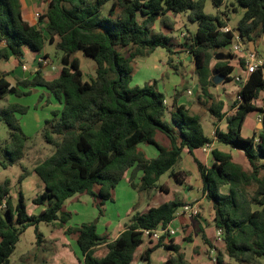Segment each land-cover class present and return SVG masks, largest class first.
I'll list each match as a JSON object with an SVG mask.
<instances>
[{"label": "trees", "instance_id": "16d2710c", "mask_svg": "<svg viewBox=\"0 0 264 264\" xmlns=\"http://www.w3.org/2000/svg\"><path fill=\"white\" fill-rule=\"evenodd\" d=\"M41 1L46 5L39 20L43 28L25 20L20 0H0V60L21 58L23 48L41 54L46 44L56 43L63 65L59 77L51 81L40 70L16 86L5 76L0 77V102L7 95L26 97L42 88L62 105L60 111L52 112L43 128V138L54 147V153L34 169L44 191L32 203L45 209L30 215L22 192L18 204H13L11 180L0 184V264H11L21 236L31 226L39 231L42 223L57 225L59 231L77 236L84 264H132L142 251V231L167 227L183 206L181 202H168L135 214L128 228L107 244L108 253L103 258L95 255L97 247L108 242L99 234L98 218L70 227L73 215L66 202L76 195H87L103 216L106 204L115 201L116 188L124 180L138 193L167 191L158 182L166 174L183 182L186 173L175 171L183 152L194 154L214 140L243 152L252 168L251 172L245 171L230 154L218 150L213 151L211 168L195 159L204 192L213 205L215 226L223 232L226 255L240 264H263L264 110L257 108L254 101L264 91V64L249 75L239 91L237 112L228 119V131L217 130L215 139L206 136L200 117L184 106H175L171 122L167 121L166 96L156 82L144 87L132 84L138 59L149 58L159 48L174 54L172 37L157 31V24L161 22L172 34L176 18L186 14L190 23L198 25L197 32L186 36L185 49L195 64L201 98L210 103V112L221 121L223 104L215 101L210 91L215 86L211 64L218 51L233 43L235 32L251 42L262 37L264 0H235L244 14L237 29L230 32L222 31L230 20L225 15L205 13L207 0ZM224 2L212 0L217 9ZM78 53L96 63V75L90 81L84 79ZM172 62L171 59L169 64L177 71ZM240 64L245 68L244 60ZM215 70L230 80L234 68L228 62H219ZM253 111L262 113L263 129L252 138H244L242 128ZM28 112V107L17 103L2 110L1 120L9 129L11 142L3 149L8 162L4 168L19 164L25 156L29 138L17 115ZM158 135L165 137L168 145L159 142ZM140 145L154 146L158 156L148 158ZM22 168L19 184L30 175L27 168ZM225 186L229 192L221 193ZM250 188L254 190L248 194ZM41 243L42 235L38 233V244ZM158 248L171 253L167 264H187L178 242L165 241V237L154 248L144 250L143 260L149 263L150 254ZM218 262L223 264L219 257Z\"/></svg>", "mask_w": 264, "mask_h": 264}, {"label": "crops", "instance_id": "0c3cea01", "mask_svg": "<svg viewBox=\"0 0 264 264\" xmlns=\"http://www.w3.org/2000/svg\"><path fill=\"white\" fill-rule=\"evenodd\" d=\"M20 1H21L23 16L25 20L28 23H30V25L38 27V25H36L37 22L35 18V15L38 13L36 12L37 5H38V3H36V0H20ZM195 32H197V30ZM172 44H173V47H172V51H173L176 48L173 40H172ZM51 45L53 49L55 48V50H57L56 43L51 44ZM181 46L182 45H179V47ZM4 47H5V44L2 43L1 48H4ZM182 49H185V47L182 46ZM220 51H225V53H228L226 49H223ZM249 51L257 55V51H258L257 41L250 43ZM174 52L175 51H173V53ZM187 55H188L187 62H193L189 54ZM76 56L80 59V61L81 59L89 60L88 58L84 57L82 53H78ZM42 57L45 59V62L42 65H40L39 59ZM172 57H173V54H170L166 49H163V48L157 49L156 52L152 56H150L149 58H144L145 60H143L141 64L136 65L135 72L133 75V84L136 85V87H144L147 84H151L154 82L157 83L159 91L166 96V101H167L166 105L168 106V112H167V117H166L167 121L171 122V114L175 106H184L187 109H189L191 112H193L195 115L200 117L202 126H203V123H202L203 118L205 120L208 119V122H209L210 119L208 118V114L211 115V118H213L215 122L214 123L215 126H214V131L212 135L210 137L206 135L207 137L211 139H215V134L217 130L227 132L228 126H229L228 119L237 112V101L239 97V91L242 88V86L245 84L244 82H238L239 77H242L243 75H245V68H243L241 65L236 66L234 60H232L234 64L231 62V60L230 61H220L224 63L228 62L229 65L233 66L234 70L230 74V80H226L224 77V83L222 85L220 86L215 85L210 90L212 95L214 96L215 101L223 104V109L221 113L224 115V117L221 121H217L216 118L210 112V103H206V101L201 98V90H200V84L198 81L197 74L195 75L196 82L194 86L187 89L185 94H181V92H183L184 90V87L182 84H184L187 78H183L180 74L177 73L176 70H174L171 67L169 63ZM61 58H62V53H61L60 59ZM242 60H243L242 58H239L240 62ZM193 66H195L194 63H193ZM24 67H26V69H24ZM81 67H82V62H81ZM211 67L212 69L214 68L213 62L211 64ZM62 69H63L62 64L61 65L54 64V62L51 60L50 53L47 52V47H45L43 53L41 54L32 52L28 48H23V56L21 58L11 56L9 60H0V77L2 75L5 76L6 80L13 86H16L18 82L20 81L31 79L35 75V73L39 70L41 71L42 76L46 80L51 81V80L57 79ZM136 75H139V76L135 80L134 77ZM183 75H186V74L184 73ZM248 77L249 76H246L247 79ZM189 90L193 91L192 96L188 95L187 92ZM254 105L257 108L264 110V91L261 92L258 99L254 101ZM262 117L263 115L260 111H253L247 116L244 122V126L242 128V136L244 138H252L263 129ZM246 129L249 132L250 136L245 135ZM158 141L164 145H168V141L162 135H158ZM150 147L143 148L142 145H140V148L143 151H145L148 158L150 159L156 158L158 156L157 149L154 146H152L154 147V149H151ZM214 150H218L220 152L230 154L232 156L233 162L240 165L245 171L251 172L252 170L251 165L243 152L232 149L231 147L214 140L213 144L209 145V148L206 150L204 148L200 150H196L194 154H190L188 151L183 152L181 161L179 163L180 168L179 169L175 168L176 172L186 173L185 176L183 175V182H178L170 174H166L170 177L168 182L160 184L159 182L162 178L158 182V186H164L167 189V191H163L161 189H155V190L148 191V192L138 193L131 187V184L128 180L122 181V182H126L131 188V193H129L130 192L129 188L127 186L124 187V193L126 196L128 195V193L129 195L132 194V198L130 202L128 203L127 210H126L127 218L129 219V221H131L133 216L137 213H146L151 208H157L165 203L173 202V201H179L183 204V206L185 204L190 203V204H196L200 207V210H201L200 216L196 219H190L189 217H186V216H180V212L183 207L182 206L179 209L176 215V218L170 223V226L177 233L173 239H175L178 242L180 246V251L181 253L184 254L185 261L187 264H210L206 262L207 257H209L210 254H214L215 251H219V249H221V246H219V244H224V242L217 241V230L218 229L216 228L215 223H214L215 214H214L213 205L210 201H208L207 194L204 192V182L202 180L198 166L195 162V159H198L206 167L211 168L214 164V159H213ZM197 152H199L200 154L197 155ZM130 175H131V172L129 173L128 178L130 177ZM32 176L36 177L37 175L35 174ZM141 177H142V173H140L139 176L137 177L136 179L137 183H139ZM26 180L27 179H25L23 183L20 184V189H19V194L20 192H22L24 194L25 199L27 198V196L25 195V191H24L26 188L25 187ZM37 180L40 182L41 184L40 186L43 192L44 185L41 182V180L38 178V176H37ZM132 190L134 192H137V195L132 193L133 192ZM228 192H229L228 186L221 188V193H228ZM165 194L169 195L168 200L163 197V195ZM13 195L14 194L12 192L11 193L12 201H13V204L16 205L19 202V198L17 201H15V198ZM76 196H83V195H76ZM76 196L69 199L68 201L75 199ZM89 198L91 200V203H87L90 205V206L87 205V208L88 207L94 208L93 200L91 197ZM115 200L118 201V187L116 188V191H115ZM67 202L65 204L66 208L73 215L74 213L71 210H69V207H67ZM27 205H28V213L30 215H38L45 209L44 206H37L33 204L34 211L30 213L29 204L27 203ZM97 214L98 213L96 212V210L93 209V211L90 213L91 218L89 219L95 220L97 218ZM122 219H118L116 222L107 220L105 223H103L104 224L103 226H105L107 233L105 234L99 233V234L102 236H106L108 239L107 240L108 242L97 247L95 251L96 257L98 258L105 257L108 253L107 244L109 242L115 241L119 237V235L125 231L124 230L122 232L118 226L119 223H121ZM93 220H88V219L83 220L80 225H82L83 223L91 222ZM100 223L102 222H99V224ZM99 224H98V231H99ZM126 227L128 228V226ZM109 228H112V231H116L117 229L118 234L115 238H111L112 232L108 231ZM59 232H62V231H59ZM166 240H172V239L165 238V241ZM148 249L149 248L147 247H142L141 249L142 251L138 252L136 259L134 260L132 264H167L168 263V260L171 257V253L167 252L165 248L155 249L150 254L149 263L143 260L142 254L144 253V250H148ZM188 251L190 252L188 253ZM194 251H201V252L200 254H198L197 252H194ZM79 252H80V256L77 255L75 257H77V260L79 261V263L84 264V257L81 251ZM74 253L76 252L74 251ZM194 254L196 256H195V259L193 260ZM218 257L221 259L220 255L218 254L216 258V262L217 264H220L218 262ZM53 260L54 259H51L49 261V264ZM227 260H229V257L227 255H225L224 260L221 259L223 264H228L226 263ZM54 262H56V260H54ZM60 263L68 264L66 263V261L60 262Z\"/></svg>", "mask_w": 264, "mask_h": 264}, {"label": "rangeland", "instance_id": "374dc122", "mask_svg": "<svg viewBox=\"0 0 264 264\" xmlns=\"http://www.w3.org/2000/svg\"><path fill=\"white\" fill-rule=\"evenodd\" d=\"M35 2V1H34ZM37 11L38 13L43 14L46 10V6L41 0H36ZM108 5L105 9H109ZM205 13L209 15H217L222 14L225 15V19L228 20V25L232 29H237L239 22L243 18L244 11L240 9L236 4L235 0H225L224 4L217 9L212 0H207ZM38 26L44 27V23L36 20ZM198 29L197 24H192L188 21L187 15L182 14V16H178L176 20L175 30L171 35L173 42L175 43L176 48L173 50L175 51L173 54V65L178 67L177 73L180 74L183 78H187L184 82L183 87L184 90L181 94H185L187 89L194 86L196 80V72L195 66H193V62H187V50L182 49V46L185 47L186 44V36H189V32L195 33ZM157 31H163L167 35H169L168 31H165L161 22L157 24L156 27ZM169 35V36H170ZM250 41L243 40V51L239 55H233L225 53V51H218L217 55L214 57L213 60V79H218V74L215 71V65L220 61H230L234 60L236 66H240L241 62L239 58H242L246 61V57L252 52L249 51ZM179 45H182L179 47ZM47 52L50 53V58L54 62V64L61 65V53L55 48L53 49L50 43L47 44ZM257 58L258 61L264 62V34L261 38L257 40ZM145 59H138L136 65L141 64V62ZM82 62V70L84 73V79L86 81H90L91 78H94L96 75V63L92 60H85L81 59ZM233 63V62H232ZM234 64V63H233ZM186 75H183V74ZM139 75H136L134 79L136 80ZM224 83V80L221 81L217 86H220ZM216 85V84H215ZM133 87L136 85L132 84ZM50 94L41 88H37L33 91L32 95L18 98L14 95H7L4 100L0 102V184L3 183L5 180L9 179L12 183V192L15 198V201L19 198V189L20 184L18 180L20 176L23 174V168L25 167L30 172V175L26 178L25 181V195L27 196V203L29 204V212L32 213L34 211V206L32 200L36 198L38 195L42 193V188L40 182L37 180V176L35 175L34 169L35 167L49 158L54 153V147L48 145L44 138H43V128L45 126L46 120H50L52 118V112L60 111L62 109V105L55 100L54 97L50 96ZM20 104L22 106L28 107L29 112L26 115H17V118L20 120L22 129L26 136L29 138L27 149L25 152V156L23 160L15 165V166H8L4 168V164L8 165L6 162V156L3 152V149L11 145L10 142V135L9 129L5 122L1 120V113L2 110L8 106V104ZM208 119L205 120L203 118V127L204 131L207 136H211L214 131V120L211 118V115L208 114ZM245 135H249L247 129L245 130ZM143 148H149L148 145H142ZM154 149V147H150ZM200 153L197 152V155ZM180 168V164L176 166V169ZM31 176V177H30ZM170 177L165 175L160 180V184L168 182ZM127 186L129 188V193H131V188L126 182H122L118 185V201L116 202H108L105 206V212L103 216L99 215L98 210L94 207H88L87 203H91V200L88 196H76L75 199L70 200L67 202V207L71 210L73 214V218L68 226L76 228L79 227L83 220H93L91 218L90 213L93 209L96 210L97 218L99 222V233L105 234L106 229L103 226L107 220H111L112 222H116L118 219H122L121 223H119V228L123 232L127 229L126 226H129L130 222L127 218V205L132 198V194L126 196L124 193V187ZM133 191V190H132ZM253 188L248 190V194L253 193ZM137 195V192H132ZM131 196V197H130ZM165 199L168 200L169 195H163ZM90 206V205H89ZM200 216V215H199ZM96 218V219H97ZM198 218V217H196ZM190 218V219H196ZM95 219V220H96ZM93 220V221H95ZM91 221V222H93ZM109 232H112L111 238H115L117 236V229L116 231H112V228L108 229ZM38 233L42 235V243L38 244ZM77 236L75 235H67L64 231L59 232L57 225L54 224H46L42 223L39 226V231H37L36 227L31 226L27 229V231L21 236L20 242L17 245L15 253L11 257V264H49L51 259L56 260V262L51 261L50 264H61L60 262L66 261V263L70 264H82L79 263L77 257L80 256V250L77 246ZM145 245L143 244L142 247ZM221 249L219 251H215L214 254H210L207 257L206 262L210 264H217L216 258L219 254L221 259H225V246L224 244H219ZM74 251L76 253H74ZM190 251H188L189 253ZM200 254L201 251H194ZM196 254V253H195ZM193 256V260L195 259V255ZM27 258V259H26ZM190 258V257H189ZM59 261V262H57ZM262 263L264 264V258L261 259ZM228 264H240L234 262L232 260H227Z\"/></svg>", "mask_w": 264, "mask_h": 264}, {"label": "built area", "instance_id": "2783aa9c", "mask_svg": "<svg viewBox=\"0 0 264 264\" xmlns=\"http://www.w3.org/2000/svg\"><path fill=\"white\" fill-rule=\"evenodd\" d=\"M41 13H37L35 15L36 20H40ZM224 32H230L232 29L230 27H225L222 29ZM227 52L231 55H239L243 51V39L240 37V34L238 32H235V39L231 45L225 48ZM45 62V59L42 57L39 59V64H43ZM246 64H245V75L242 77H239L238 82H244L246 83L247 78L246 76H249L250 74L254 73L256 70H258L260 67L263 66L264 62L258 61L257 56L252 53L246 57ZM26 69V67H24ZM188 95L192 96L193 91L189 90ZM238 101H241V98L238 97ZM167 104V101L165 102ZM209 145L205 146L204 149H208ZM201 213L200 207L196 204H185L180 212V216H186L189 218H196L199 217ZM143 236H144V247L147 248H153L155 247L164 237L167 239H173L176 236V231L170 226V223L165 228H158L154 230H143ZM217 241L218 242H224L223 241V232L222 230H217Z\"/></svg>", "mask_w": 264, "mask_h": 264}, {"label": "water", "instance_id": "95a60500", "mask_svg": "<svg viewBox=\"0 0 264 264\" xmlns=\"http://www.w3.org/2000/svg\"><path fill=\"white\" fill-rule=\"evenodd\" d=\"M216 71V70H215ZM216 73L218 74V72L216 71ZM213 74H214V72H213ZM224 80V77L223 76H221L220 74H218V79H214L213 81H214V83L216 84V85H218L221 81H223Z\"/></svg>", "mask_w": 264, "mask_h": 264}]
</instances>
